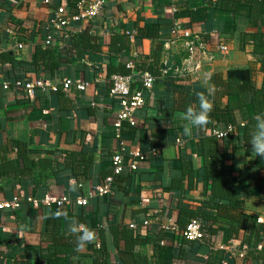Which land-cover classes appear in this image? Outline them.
Instances as JSON below:
<instances>
[{
    "label": "crops",
    "instance_id": "0c3cea01",
    "mask_svg": "<svg viewBox=\"0 0 264 264\" xmlns=\"http://www.w3.org/2000/svg\"><path fill=\"white\" fill-rule=\"evenodd\" d=\"M44 1L0 0V204L20 202L18 208L0 210V264H264V158L245 154V123L228 109V94L220 87L230 71L248 70L251 82H242V91L264 90L261 56L254 53L264 15L249 22L248 6L222 8L219 0H176L175 13L168 0H108L100 17L71 23L64 33H53L55 42L46 46L52 10L64 6L69 15L76 14L79 0ZM175 21L214 56L202 60L195 74L175 71L187 60L194 63L192 45L172 34ZM86 30L95 38L80 48V57L72 42ZM116 35L123 38L121 53L114 50L120 44L111 42ZM221 44L229 47L227 55L216 49ZM38 47L58 49L74 61L46 67L47 59L37 61ZM129 59L141 71L154 66L158 79L135 114L137 126L123 124L127 166L116 176L114 123L121 104L110 90L112 76ZM65 80L90 86L64 90ZM37 81L48 89L23 99L24 84ZM141 86L139 79L132 91ZM209 89V127H193L191 136L184 135L186 122L179 114L198 106L194 92L208 94ZM229 127L235 145L219 142L220 166L238 199L221 203L211 195L203 141L213 129ZM133 163L135 171L129 168ZM110 175L115 177L112 194L95 196L87 206L77 203ZM48 197L71 202L59 205ZM185 211L201 220L204 240L184 237L181 226L191 219ZM169 218L178 230H165ZM146 219L150 225L141 234L131 228ZM73 221L93 230L94 241L78 248L68 231ZM244 245L248 251L242 257Z\"/></svg>",
    "mask_w": 264,
    "mask_h": 264
},
{
    "label": "built area",
    "instance_id": "2783aa9c",
    "mask_svg": "<svg viewBox=\"0 0 264 264\" xmlns=\"http://www.w3.org/2000/svg\"><path fill=\"white\" fill-rule=\"evenodd\" d=\"M46 4L50 3V0L44 1ZM108 0H79L77 4L78 13L69 15L64 6H59L56 9L52 10V13L48 19V29L51 30V33L46 37L45 45H52L54 40L53 33H64L70 26L71 23H83L86 21H93L100 17L102 13L105 11ZM169 3L173 4L174 13L178 11V7L176 6V0H168ZM135 33H127L129 37H133ZM172 34L176 37V39H180L186 41L188 46L192 45L191 48V60L194 59L193 64H189L187 60L186 67H178L175 69L178 75L195 74L202 69V60L213 59L214 56L211 54L206 45L200 42L198 36L194 35L190 30L183 28L182 25L175 21L174 27L172 30ZM22 48V46H20ZM223 54L229 53V47L227 45H218L216 48ZM127 69L130 71V74L120 75L115 74L112 76V87L110 90V95L112 98H115L120 101L121 109L118 112L116 121L114 123L115 129V137L119 140L118 148L113 155V173L118 176L121 175L125 168V143L122 138V129L123 124L128 123L131 127H136L137 123L135 120V114L140 109L144 108L147 104L146 94L153 93L154 83L158 79L157 76L151 74L150 72L140 73L138 71L137 62L133 59H129L126 62ZM139 79L142 80V86L140 89L136 91H132V87L134 83H136ZM73 86H75L79 91H85L90 86V83L82 81V80H65L63 83L64 90H70ZM4 88L8 89L9 84H4ZM48 87L42 82H29L25 85V91L27 96L32 98L34 97L38 91L43 90L46 91ZM55 91H58V87H54ZM233 131L232 127H229L226 130H218L213 129V135L218 138H224L228 134H231ZM178 146L183 145V141L178 139ZM141 160H144L145 157L141 156ZM132 171L137 170V165L135 163L129 166ZM114 175L108 176L104 183L98 185L94 188V190L88 195V197H78L77 203L80 206H87L88 200L95 196H107L113 193L115 177ZM82 186L81 184L79 185ZM50 203H57L59 205H68L71 200L68 197L63 199H54L48 197L47 199ZM146 201V200H145ZM20 207V202L18 198H15L12 202L2 203L0 204V210L5 208L15 209ZM150 225V219H146L142 224L132 223L131 228L138 234H141L147 227ZM165 230H178L179 227L177 223L169 218ZM2 228L0 227V230ZM184 237L189 241H202L206 237L205 232L203 231L202 222L200 219H193L187 226L184 231ZM162 244H165L162 241ZM218 247L217 245H213L212 248ZM224 248L225 246H221ZM248 251V246L244 245L240 255L242 257L246 256Z\"/></svg>",
    "mask_w": 264,
    "mask_h": 264
},
{
    "label": "trees",
    "instance_id": "16d2710c",
    "mask_svg": "<svg viewBox=\"0 0 264 264\" xmlns=\"http://www.w3.org/2000/svg\"><path fill=\"white\" fill-rule=\"evenodd\" d=\"M264 0H219V5L224 8L226 4L231 3L233 6L231 7L233 10L236 9L240 4H244L250 8V15L248 17L249 22H257L264 15V9L262 7V3ZM95 37L91 35L88 30L83 33H80L78 37L73 39V45L79 49V56L82 57V50L80 48L87 47L85 46L91 44V41ZM113 44L119 43L120 47L116 50L121 53L123 49V38L121 35H116L113 37ZM254 53L256 55L261 56L262 67L264 70V33H255L254 35ZM96 51L100 52V47L96 46L94 48ZM68 52L71 50H67ZM36 58L37 61L41 58H45L48 60L44 65L50 68H56L60 65L61 61H69L72 62L74 59L66 58L64 59L62 55V51L58 49H54L52 47L36 48ZM50 62V63H49ZM156 68H160L159 64L156 62ZM138 68V67H137ZM154 66H149L147 70H142L138 68L140 73L150 72L151 74L156 76V71L154 70ZM120 75L130 74V71L127 69V66L124 65V70L121 73H116ZM113 75V74H112ZM115 75V73H114ZM251 82L250 72L248 70H235L229 72L228 81L220 84V87L223 91L228 94V109L230 111H234L240 114L242 120L245 123V131L242 139V149H245L246 155H254L252 154L251 145L249 144V133L254 128L255 120L253 117L257 113H264V90H259L253 88L251 90V94L247 95L246 92H243L241 89L242 82ZM25 85L22 87L25 89ZM22 89L21 96L23 99L28 98L26 91ZM29 99V98H28ZM208 128L209 125L207 124ZM220 141H223L227 144L235 145V137L232 134H228L224 138H218L215 135H211L208 133L204 137L203 141V150H204V166H205V174L210 181V190L211 195L218 202L228 201L229 203H233L238 199V193L232 189V179L227 176L224 171H222L220 166V153H219V145ZM255 156V155H254ZM69 160V159H68ZM89 163V162H88ZM72 166V165H71ZM74 169V168H73ZM79 175L78 173H75ZM264 179V175L262 177ZM103 184V183H102ZM186 216H190V221L184 226L181 227L185 231L188 224L196 218V214H189V211H185ZM199 219V218H198ZM179 224V223H178ZM51 262L50 258H48ZM62 264H67L66 261H63Z\"/></svg>",
    "mask_w": 264,
    "mask_h": 264
},
{
    "label": "clouds",
    "instance_id": "9594fccd",
    "mask_svg": "<svg viewBox=\"0 0 264 264\" xmlns=\"http://www.w3.org/2000/svg\"><path fill=\"white\" fill-rule=\"evenodd\" d=\"M211 89L208 94L205 92H194L198 106L189 105L183 112L179 114V118L186 123L183 125V134L191 136L193 127L204 128L210 123V113L213 110V105L208 99L211 94ZM253 119L255 120L254 128L250 131L249 144L251 145L252 154L264 158V113H257ZM68 231L76 236L77 247L83 248L86 244L94 241L95 233L86 226L78 225L75 221L69 224Z\"/></svg>",
    "mask_w": 264,
    "mask_h": 264
}]
</instances>
